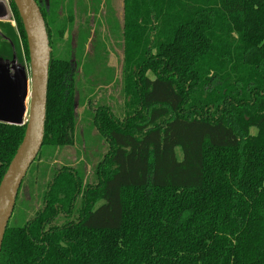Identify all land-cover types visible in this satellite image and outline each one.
<instances>
[{
	"label": "trees",
	"instance_id": "16d2710c",
	"mask_svg": "<svg viewBox=\"0 0 264 264\" xmlns=\"http://www.w3.org/2000/svg\"><path fill=\"white\" fill-rule=\"evenodd\" d=\"M36 1L52 47L45 136L0 263L264 264V0H123L122 114L96 104L106 151L88 175L47 160L74 143L78 69L109 76L105 43L85 52L100 1L78 0L92 17L68 39L72 4ZM25 127L0 122V182Z\"/></svg>",
	"mask_w": 264,
	"mask_h": 264
},
{
	"label": "water",
	"instance_id": "95a60500",
	"mask_svg": "<svg viewBox=\"0 0 264 264\" xmlns=\"http://www.w3.org/2000/svg\"><path fill=\"white\" fill-rule=\"evenodd\" d=\"M2 2L4 15L0 17L5 18L10 12ZM12 2L27 37L29 71L24 65L12 71L8 62L0 61V122L26 126L23 139L0 182V254L21 183L43 145L52 53L46 21L37 1Z\"/></svg>",
	"mask_w": 264,
	"mask_h": 264
},
{
	"label": "rangeland",
	"instance_id": "374dc122",
	"mask_svg": "<svg viewBox=\"0 0 264 264\" xmlns=\"http://www.w3.org/2000/svg\"><path fill=\"white\" fill-rule=\"evenodd\" d=\"M77 1L78 0H65V2L63 3L64 8L66 9L65 12L67 13L68 9H70V4H72L73 6L72 10L75 20L73 21L72 31H70L69 33L74 37L76 36L78 26L81 24L79 23V19L81 17L84 18V16L88 14L89 17H92V12H89L88 14L81 17L79 16V12L81 13L82 10L80 9L81 3ZM83 1L89 5L92 4L91 0ZM99 1L101 13L99 14V19L102 21V23L99 25L97 23L94 24L96 31L92 32V39L94 38L98 42L100 38V42L105 43V64L110 68V70H101L104 73L106 72L105 74L109 76L107 79H105V76H102V80L95 82L92 81L94 79V74H91L87 77L83 75V73L81 72V68L78 69L80 91L77 94V104L75 105L77 125L75 130L74 143L58 148L50 147L49 151L54 153V155L49 160H47V165L51 168H57L64 164L72 165L75 167L79 166L82 167L86 175H88V173L91 171L92 166L95 165V163L100 159L101 155L106 151L105 142L103 141L97 128L93 124V112L96 104H109L113 107L117 114H122L120 108L123 104L124 99L121 93L123 39L120 32L118 31V26L122 25L123 21L124 2L123 0ZM107 12L108 16L106 15ZM69 13H71V11ZM107 18H110V21H107ZM68 35L69 34L66 35L65 39H68ZM92 39H90L88 43H86L85 52L88 55H91L93 53L94 40ZM97 42H95V45H97ZM100 49L101 51L103 50L101 46ZM109 77L111 78L109 79ZM91 97L93 98V100L92 103H89V99ZM26 106L28 109L29 96L26 101ZM27 118L28 113L26 114V119ZM36 207H41L40 201L36 202ZM13 219L14 218L11 217V222Z\"/></svg>",
	"mask_w": 264,
	"mask_h": 264
},
{
	"label": "flooded vegetation",
	"instance_id": "af4514ba",
	"mask_svg": "<svg viewBox=\"0 0 264 264\" xmlns=\"http://www.w3.org/2000/svg\"><path fill=\"white\" fill-rule=\"evenodd\" d=\"M2 1L4 0H0V16L4 15ZM9 14L5 18L0 17V61L8 62L12 71L16 66L19 67V65L26 66V69L29 71V59L26 55L25 57L23 56V52L25 53V51L20 26L14 12ZM67 34L70 33H66L65 37ZM90 39H92V36ZM92 40L95 39L93 38ZM24 58L26 61H23Z\"/></svg>",
	"mask_w": 264,
	"mask_h": 264
},
{
	"label": "built area",
	"instance_id": "2783aa9c",
	"mask_svg": "<svg viewBox=\"0 0 264 264\" xmlns=\"http://www.w3.org/2000/svg\"><path fill=\"white\" fill-rule=\"evenodd\" d=\"M6 2L8 3L9 9H10V13L12 14L13 10H12V0H6Z\"/></svg>",
	"mask_w": 264,
	"mask_h": 264
},
{
	"label": "crops",
	"instance_id": "0c3cea01",
	"mask_svg": "<svg viewBox=\"0 0 264 264\" xmlns=\"http://www.w3.org/2000/svg\"><path fill=\"white\" fill-rule=\"evenodd\" d=\"M4 2L6 3V7H7V9H9V6H8V3L6 2V0H4ZM12 6V5H11ZM13 10V9H12ZM9 11H10V9H9ZM14 12V11H13ZM23 56L25 57V53L23 52ZM23 61H26V59L24 58V60Z\"/></svg>",
	"mask_w": 264,
	"mask_h": 264
}]
</instances>
